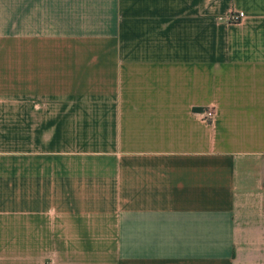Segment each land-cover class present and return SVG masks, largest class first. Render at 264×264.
Listing matches in <instances>:
<instances>
[{
	"label": "crops",
	"instance_id": "crops-1",
	"mask_svg": "<svg viewBox=\"0 0 264 264\" xmlns=\"http://www.w3.org/2000/svg\"><path fill=\"white\" fill-rule=\"evenodd\" d=\"M0 264H264V0H0Z\"/></svg>",
	"mask_w": 264,
	"mask_h": 264
},
{
	"label": "built area",
	"instance_id": "built-area-1",
	"mask_svg": "<svg viewBox=\"0 0 264 264\" xmlns=\"http://www.w3.org/2000/svg\"><path fill=\"white\" fill-rule=\"evenodd\" d=\"M244 18L242 12H231L228 17L227 21L230 23H236L241 21ZM200 120L205 123H210L213 119V110L210 107L204 108L200 113Z\"/></svg>",
	"mask_w": 264,
	"mask_h": 264
}]
</instances>
